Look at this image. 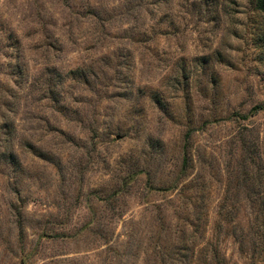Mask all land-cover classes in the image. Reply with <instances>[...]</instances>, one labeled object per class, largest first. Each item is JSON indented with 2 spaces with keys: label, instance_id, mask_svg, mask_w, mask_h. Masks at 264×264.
Masks as SVG:
<instances>
[{
  "label": "rangeland",
  "instance_id": "obj_1",
  "mask_svg": "<svg viewBox=\"0 0 264 264\" xmlns=\"http://www.w3.org/2000/svg\"><path fill=\"white\" fill-rule=\"evenodd\" d=\"M260 6L0 0V264H264Z\"/></svg>",
  "mask_w": 264,
  "mask_h": 264
},
{
  "label": "trees",
  "instance_id": "obj_2",
  "mask_svg": "<svg viewBox=\"0 0 264 264\" xmlns=\"http://www.w3.org/2000/svg\"><path fill=\"white\" fill-rule=\"evenodd\" d=\"M259 1H260V4H261V5L264 4V0H259ZM260 7H262V6H260ZM261 9L263 10L264 8L262 7ZM257 109H258V108H256V110H257ZM256 110H255V111H256Z\"/></svg>",
  "mask_w": 264,
  "mask_h": 264
}]
</instances>
